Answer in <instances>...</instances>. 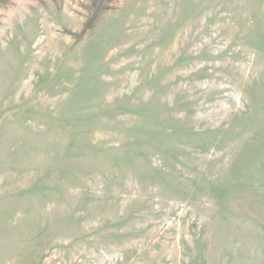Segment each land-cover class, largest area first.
<instances>
[{
	"label": "rangeland",
	"instance_id": "374dc122",
	"mask_svg": "<svg viewBox=\"0 0 264 264\" xmlns=\"http://www.w3.org/2000/svg\"><path fill=\"white\" fill-rule=\"evenodd\" d=\"M0 264H264V0H0Z\"/></svg>",
	"mask_w": 264,
	"mask_h": 264
}]
</instances>
